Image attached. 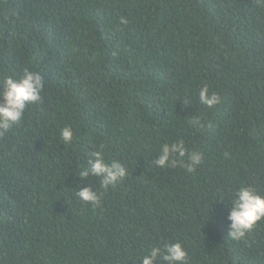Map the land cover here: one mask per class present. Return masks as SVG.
Segmentation results:
<instances>
[{"label":"trees","instance_id":"trees-1","mask_svg":"<svg viewBox=\"0 0 264 264\" xmlns=\"http://www.w3.org/2000/svg\"><path fill=\"white\" fill-rule=\"evenodd\" d=\"M25 69L45 84L0 135V264H140L173 242L187 264H264V219L243 241L226 219L241 184L264 196L260 0H0V79ZM204 86L221 103L201 105ZM178 140L202 163L155 168ZM93 151L126 178L80 179Z\"/></svg>","mask_w":264,"mask_h":264},{"label":"clouds","instance_id":"clouds-1","mask_svg":"<svg viewBox=\"0 0 264 264\" xmlns=\"http://www.w3.org/2000/svg\"><path fill=\"white\" fill-rule=\"evenodd\" d=\"M264 4V0H260ZM121 23H126L121 20ZM44 78L38 71L25 69L19 77L5 74L0 79V135L8 132L11 126L17 124L29 104L41 102V92L44 88ZM199 103L207 108H213L221 103V97L209 94L207 86L202 87L198 93ZM194 128L202 127L201 121H190ZM63 143L70 144L73 139V130L65 127L60 131ZM187 155V160L185 157ZM225 158L228 157L226 152ZM203 155L200 151L188 153L182 140L174 143H164L160 146L157 158L152 165L158 169L183 168L186 173L194 172L202 163ZM127 169L117 160L111 163L105 161L101 151H93L88 154L86 167H81L80 179H87L90 175L97 177L100 186L107 190L122 182L127 176ZM82 203L97 205L99 195L91 187H84L75 193ZM228 223V238L232 241H243L258 221L264 219V196L258 194L251 185L241 184L231 194L230 211L226 217ZM187 253L179 242L163 243L160 247H152L148 255L140 260V264H187Z\"/></svg>","mask_w":264,"mask_h":264}]
</instances>
